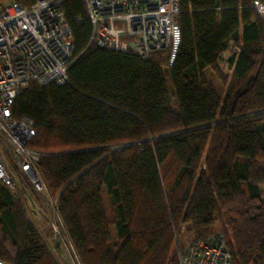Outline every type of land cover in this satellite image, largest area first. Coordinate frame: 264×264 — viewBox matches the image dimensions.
Masks as SVG:
<instances>
[{
    "label": "trees",
    "instance_id": "16d2710c",
    "mask_svg": "<svg viewBox=\"0 0 264 264\" xmlns=\"http://www.w3.org/2000/svg\"><path fill=\"white\" fill-rule=\"evenodd\" d=\"M253 1L181 0L168 67L167 50L143 58L92 43L85 1L64 0L77 55L69 82L31 83L12 111L35 122L30 146L44 152L37 166L77 264H180L186 223L195 239L222 233L231 264H264V18ZM0 258L59 264L1 179Z\"/></svg>",
    "mask_w": 264,
    "mask_h": 264
},
{
    "label": "built area",
    "instance_id": "2783aa9c",
    "mask_svg": "<svg viewBox=\"0 0 264 264\" xmlns=\"http://www.w3.org/2000/svg\"><path fill=\"white\" fill-rule=\"evenodd\" d=\"M92 21V43L148 58L169 51L174 64L182 31L181 0H84ZM64 0H38L25 5L0 0V179L14 192L17 174L28 178L39 193L45 189L30 143L36 135L33 119L15 118L12 105L31 83L44 86L69 82L68 69L77 59ZM252 6L264 18V1ZM122 146H118L120 148ZM56 235L61 231L54 224ZM181 264H231L222 233L194 239L181 251ZM0 264L6 261L0 258Z\"/></svg>",
    "mask_w": 264,
    "mask_h": 264
},
{
    "label": "rangeland",
    "instance_id": "374dc122",
    "mask_svg": "<svg viewBox=\"0 0 264 264\" xmlns=\"http://www.w3.org/2000/svg\"><path fill=\"white\" fill-rule=\"evenodd\" d=\"M233 50L226 52L221 61V66L224 69V72L228 75L231 74L232 69L227 62V58L232 54ZM165 71H167L165 67ZM207 79L213 83L217 93L223 97L226 85L225 83L217 76V74L211 69L207 68L204 71ZM168 89L173 91V84L169 78H167ZM173 105L176 108L177 103L173 99ZM110 149V147H109ZM41 154L44 152L40 151ZM17 196H20L24 201L28 215L37 227L40 232L48 250L50 253L57 259L59 264H77V257L72 250L71 244L67 239V236L64 232L62 226L61 217L58 211L57 201L59 199L58 195H53L44 180L45 189L42 193L37 192L28 178L22 174H17ZM262 190L264 194V184L262 185ZM225 211L218 213V216ZM56 225L61 231V235H56V229L53 225ZM218 226L220 223H217ZM190 224L186 223L181 226L177 234V247H178V257L180 261L181 251L185 250L189 244L195 239V236L192 232L189 231ZM9 245V244H8ZM9 250L13 254V249L10 247ZM5 261V260H4ZM181 264V263H180Z\"/></svg>",
    "mask_w": 264,
    "mask_h": 264
},
{
    "label": "water",
    "instance_id": "95a60500",
    "mask_svg": "<svg viewBox=\"0 0 264 264\" xmlns=\"http://www.w3.org/2000/svg\"><path fill=\"white\" fill-rule=\"evenodd\" d=\"M131 144H132V143H130V144H125V145L127 146V145H131Z\"/></svg>",
    "mask_w": 264,
    "mask_h": 264
}]
</instances>
